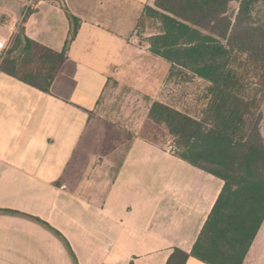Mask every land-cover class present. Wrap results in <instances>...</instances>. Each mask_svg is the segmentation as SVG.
Listing matches in <instances>:
<instances>
[{
  "label": "crops",
  "instance_id": "obj_1",
  "mask_svg": "<svg viewBox=\"0 0 264 264\" xmlns=\"http://www.w3.org/2000/svg\"><path fill=\"white\" fill-rule=\"evenodd\" d=\"M0 1L2 49L32 0ZM153 4L37 0L27 14L25 34L56 51L70 31L66 12L80 21L48 93L0 72V264H166L174 248L192 249L222 179L146 130L158 125L153 101L131 136L107 119L116 114H98L110 111L101 100L114 80L137 78L136 32ZM243 264H264V220Z\"/></svg>",
  "mask_w": 264,
  "mask_h": 264
},
{
  "label": "trees",
  "instance_id": "obj_2",
  "mask_svg": "<svg viewBox=\"0 0 264 264\" xmlns=\"http://www.w3.org/2000/svg\"><path fill=\"white\" fill-rule=\"evenodd\" d=\"M232 1L238 3L233 18ZM144 13L161 26L149 37V52L209 82L211 94L203 118L159 101L148 116L173 136L177 157L223 181L192 249L174 248L166 264H185L189 257L243 264L264 220V91L259 107L262 100L250 94L231 60L239 52L264 66V0H154ZM66 14L71 27L60 51L25 34L26 14L1 52L0 72L48 93L79 28L80 20Z\"/></svg>",
  "mask_w": 264,
  "mask_h": 264
},
{
  "label": "rangeland",
  "instance_id": "obj_3",
  "mask_svg": "<svg viewBox=\"0 0 264 264\" xmlns=\"http://www.w3.org/2000/svg\"><path fill=\"white\" fill-rule=\"evenodd\" d=\"M36 3L37 0H32L31 4L18 9L17 13L19 12V15L16 29L22 25L23 17L35 9ZM237 9L238 3L232 1L228 8V14L233 18ZM14 10L15 8H13ZM5 19L6 15H0V22H3ZM160 28V22L155 17H150L144 13L138 23L136 35L139 36L137 41L142 46L140 47L142 51H138V53L145 55V58L141 59L136 69H132V73L134 72L137 78H133L132 82L128 79L114 80L106 89L108 96L106 98L102 97L101 100V103L107 105L106 108L110 107V111L107 114L106 112L101 114L97 111L100 116L113 113L119 116L117 117L119 120L117 122L110 119L113 118L110 115L107 116V119L118 129H126L124 134L128 136H131L132 126H134L136 121L145 118L147 109L152 101L168 104L177 110L186 112L197 118L206 116L205 109L211 95L208 92L210 83L181 67L171 66L166 60L151 54L149 48L145 47V42L150 37L148 35L158 33ZM13 34L6 41L2 51L10 45ZM231 67L233 71L242 77L244 83L250 87V94L262 100L259 102V107H262L264 99V97L262 99L264 91L262 90L264 88V66L255 65L247 59L244 53L235 52L231 60ZM141 75H146V78L141 80ZM146 130H151L155 137L160 138L164 147L166 146L167 151H169L170 144L175 145V139L167 132L163 124L153 125L152 128H146ZM124 134L121 133L122 136Z\"/></svg>",
  "mask_w": 264,
  "mask_h": 264
},
{
  "label": "built area",
  "instance_id": "obj_4",
  "mask_svg": "<svg viewBox=\"0 0 264 264\" xmlns=\"http://www.w3.org/2000/svg\"><path fill=\"white\" fill-rule=\"evenodd\" d=\"M1 52H2V49H0V56H1ZM174 149H175V145H174V144H170V145H169V151H170V152H173Z\"/></svg>",
  "mask_w": 264,
  "mask_h": 264
}]
</instances>
